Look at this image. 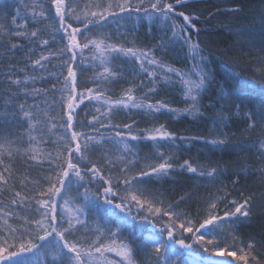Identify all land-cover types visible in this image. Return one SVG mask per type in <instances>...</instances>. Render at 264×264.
Instances as JSON below:
<instances>
[{
    "label": "snow or ice",
    "instance_id": "6c2138e0",
    "mask_svg": "<svg viewBox=\"0 0 264 264\" xmlns=\"http://www.w3.org/2000/svg\"><path fill=\"white\" fill-rule=\"evenodd\" d=\"M184 2L185 0H173V2L148 0L145 4V0H136L133 4L132 0H108L106 6L94 5L98 9L103 8L102 11H89L86 7L80 13L73 0H50L48 9H45L44 4L41 3L38 5L40 8L38 12L32 6L29 13L21 15L18 11L17 15L12 17L14 27L23 30L7 32L0 25V48L6 50L5 55L11 53L14 58L16 51L23 52L24 49L29 53L24 56L27 61L24 67L19 68L16 64L10 63L7 71L3 72L0 78V85H7L0 90V100H2L0 108L3 109L0 111V262L2 264H37L33 258L34 250L35 253H39L49 246L53 248L50 264H137L135 260L137 250L148 249L155 257L154 264H176L171 257L177 254L169 240L185 248L191 245L185 244L183 238L177 240L174 233H179L181 237L183 233H192L191 238L195 245L205 250L207 246H211L215 250V255H223L224 250L214 241L225 234L226 223L239 222L242 218L249 217L251 196L245 197L242 201L227 200L230 193L222 188L217 189V193L223 191L224 194L215 196L209 194L203 216L198 212V221H193L187 218L186 213L174 211L172 205H168L167 208L157 206L163 204V200L158 198L160 194L146 187L144 183L146 178H163L175 168L184 169L198 178L209 180H216L227 174L228 169L218 164L212 166L194 163L187 159L180 163L178 156L173 153L166 154L161 150L163 144L177 147L178 139L190 143L193 139L206 140V138L178 137L175 133L167 131L164 124L151 130H144L147 135L143 138L155 143V155L158 161L146 164L144 169L133 174L132 170L139 161L128 141L129 138L133 141L141 140L142 136L133 135L135 121L122 126L112 123L114 109L119 108L144 110L150 114L167 112L178 116L181 112H187L194 117L203 116L201 98L209 91L208 85L212 77L206 70L207 60L201 55L202 49L199 43L188 31L191 28L199 32L196 24L193 23V17L176 10ZM4 6L0 3V7ZM49 11H52L53 15L50 16ZM230 11L239 12L241 9L235 7ZM141 12L149 22L155 19L170 22L172 38L186 45L189 55L195 61L191 71L179 70L160 62L155 57L153 49L145 50L125 47L124 43H113L111 35L106 33L90 35V26L100 28L107 25L110 20L116 21L118 17L132 18L131 15L120 16V14ZM26 16H30L32 23L39 26L29 29V18ZM173 17H181L184 23L177 24ZM17 18L21 23H16ZM135 18L140 19L139 15ZM50 20H55V24L47 23ZM73 23L80 24L82 29L73 27ZM45 28L50 31H44ZM58 34L61 41L66 40L63 46L56 51H45L44 49L50 48L49 41L55 42ZM5 35L7 40L2 38ZM21 39L25 43H21ZM38 49L39 57L33 59L32 56ZM85 50L90 52L93 66L100 70L90 77L93 87L78 90L77 58H80V63L87 62L84 57ZM65 54L67 59L64 58ZM121 56L138 62L141 72L149 76V83L153 87L143 90L144 81H140L123 89L118 99L107 96L108 89L104 86L123 78L121 72L111 66L114 59ZM51 59L60 61L58 72L49 70ZM149 68L159 69L161 73H165L161 77L165 83L171 82L170 76L176 77L182 86L183 99L187 105L185 108H172L163 101L157 100L153 103L149 99L150 94L156 92L157 84V71H150ZM257 71L264 72L262 69ZM21 73L23 75H20ZM193 73L195 79H192ZM46 76L54 77L57 81L63 77L60 87L58 88L55 83L51 85V89L35 87L36 82L44 81ZM248 83L254 90L256 80H250ZM260 84L264 86V80H261ZM137 90H142L139 97L134 95ZM50 91L59 92V99H47ZM30 97L33 98L32 103H28ZM36 97H45V99L37 102ZM246 99L234 96L223 88L220 89L215 103H210L207 107L215 108L216 104L220 105L214 122L221 126V131L214 139L206 142L216 148L227 146L229 133L223 132L222 128L227 125L231 115L239 116L243 112L246 122L244 132H251L257 127L261 130L257 151L261 160L259 171L264 172V89L258 104L250 99L245 103ZM85 101L96 102L105 110L96 108L97 114L92 116L91 121H81L78 119L76 109ZM225 108L229 109V114H225L223 111ZM15 128L24 130L16 133ZM53 129L57 131L53 132ZM102 129L104 132L101 131ZM105 132L108 134L105 135ZM53 135L56 136L53 148L46 149L44 144ZM105 144L115 146V152L103 148ZM121 145L122 148L119 147ZM236 146L241 151L246 147L242 144ZM98 149L101 150L100 156L96 160L91 159L90 156ZM17 162L19 166L14 167ZM45 164H47L46 169H44ZM37 168L44 169L48 175L41 176L40 179H30L29 171ZM246 174V168L232 172L231 175L234 177L232 184L239 183L241 176ZM92 185L102 187L103 191L93 192ZM81 187L84 189L81 194L83 206L76 204V198L70 195L73 191L78 192ZM92 196L102 197L106 204H112L114 198H119L121 203L116 204L115 207L121 211L131 214L135 208L137 213L141 210L146 213L137 216L140 220H148L149 216L167 217L164 230L167 231L169 240H160L158 236L148 240L140 239L134 248L135 240L126 242L119 238L122 223L120 219L116 221L110 219L106 222V227H101L99 223L90 227L88 221L82 217L87 215L85 207ZM183 199L182 197L181 200ZM59 201L63 202V215L57 211ZM70 203L74 207H69ZM221 203L225 205L223 215L219 214ZM10 220H15L16 224L13 225ZM177 221L180 222L177 224ZM159 235L162 236L163 232ZM12 248L16 250L11 251ZM254 248L255 243L250 242L247 249L243 246L239 247L241 253L239 256L236 251H229L228 256L235 257V260H230L228 264H238V262L249 264V257L252 264H264L254 254ZM113 253L120 259H108L106 254ZM39 264H45V261L41 260ZM208 264H216L211 259V253Z\"/></svg>",
    "mask_w": 264,
    "mask_h": 264
},
{
    "label": "trees",
    "instance_id": "16d2710c",
    "mask_svg": "<svg viewBox=\"0 0 264 264\" xmlns=\"http://www.w3.org/2000/svg\"><path fill=\"white\" fill-rule=\"evenodd\" d=\"M73 2L77 6V11L82 13L86 7L89 11H102L103 8L98 9L94 5L101 4L106 6L108 0H73ZM169 2H173V0H169ZM0 3L5 5L4 7H0V25L7 32H12L23 30L16 29L12 24V17L16 16L18 11L21 15H25L29 13L30 7L34 6L38 12L40 11L38 5L41 3L44 4L45 9H48L50 0H0ZM132 3L135 4L136 0H132ZM147 3L148 0H145V4ZM235 7H239L241 11H230V9ZM176 10L177 12L183 11L193 17V23L196 24L199 32L197 33L196 30L191 28L188 31L193 36V39L199 43L202 49L201 55L206 57L207 60L205 64L206 70L212 77L208 85L209 91L201 98L203 116L194 117L187 112H181L177 116L167 112L150 114L144 110L114 109L112 116L113 124L122 126L125 123L135 121L133 135L142 136L141 140L133 141L129 138L128 141L130 147L136 152L139 161L132 170L133 174L144 169L146 164L158 161L155 155V143L143 138L144 135H147L144 130H151L160 124H164L167 131L175 133L178 137H205L206 140L214 139L216 134L221 131V126H218L214 122L216 114L220 110V105L216 104L215 108L207 107V105L215 103L220 89L223 88L230 91L234 96L247 98L245 103H248L250 99L253 103L257 104L261 98L262 89H264V86L260 84V81L264 80V72L257 71V69L264 70V0H185ZM49 15H53V12L49 11ZM127 15H131L132 18L120 19L118 17L116 21L110 20L107 25L100 28L90 26V35L106 33L111 35L113 43H124L125 47H136L145 50L153 49L155 57L160 62L179 70L191 71L195 61L189 55L188 47L181 41L172 38L170 22H163L159 19L149 22L143 12L139 14H120V16ZM137 15L140 17L139 20L135 18ZM26 18H29V29L39 26L32 23L30 16H26ZM173 19L176 20L177 24L184 23L181 17H173ZM69 22L72 23L71 20ZM16 23H21V20L17 18ZM47 23L55 24V20H50ZM73 27H81L82 29V26L78 23H73ZM44 31H50V29L45 28ZM41 34L43 35V33ZM2 38L7 40L6 35ZM78 39L82 38L78 37ZM20 42L25 43L23 39ZM65 42L66 40H60L58 34L57 40L55 42L50 40V48L44 50L56 51ZM5 51V49L0 48V78H2V73L7 71L10 63L16 64L19 68L24 67L27 63L24 56L29 54L27 49H24L23 52L16 51L14 58H12V54L8 53L5 55ZM39 52V49L36 50L32 58H38ZM84 57L87 60L85 63H80V58H77V64L79 65L76 67L78 90L93 87L90 77L93 76L94 72L100 70L93 66L91 54L88 50H85ZM64 58L67 59V54H65ZM59 63L60 61L57 59H51L49 70L51 72H58ZM111 66L114 67V70L121 72L123 78L104 86L108 89L107 96L118 99L123 89L132 84H138L140 81H144L143 90L153 87L149 83V76L141 72L138 62H135L132 58L121 56L114 59ZM145 67H148V65H145ZM149 70L157 71L156 92L150 94L149 99L153 103L157 100L163 101L168 103L172 108H185L187 105L183 99L182 86L176 77L170 76L171 82L165 83L161 79L165 73H161L159 69L149 68ZM20 75L23 74L21 73ZM195 78L196 76L193 73L192 79ZM253 79L257 82L254 90L249 87L248 83ZM62 81L63 77H60V80L57 81L54 77L49 78L46 76L44 81H37L35 87L51 89V85L55 83L59 88ZM6 87V84L0 85V90ZM141 94L142 90H137L134 93L137 97ZM59 96V92L52 93L50 91L46 98L58 100ZM42 99H45V97L35 98L37 102ZM32 102L33 98L30 97L28 103ZM0 104H2V100H0ZM96 108H101V111L105 110L96 102L89 103L85 101L84 104L76 109L78 119L81 121H91L92 116L97 114L95 112ZM0 111H3V109L0 108ZM223 111L225 114H229L228 108H225ZM52 114L54 115L55 112ZM105 122L107 123V121ZM245 127L246 122L243 118V112H241L239 116L231 115L227 125L222 128L223 132L229 133V144L227 146L216 148L209 145L206 140L198 139H193L190 143L187 140L182 142L178 139L176 141L177 147L174 148L168 144L161 146V150L166 154L173 153L178 156L180 163L187 159L194 163L199 162L212 166L218 164L228 169L227 174L218 177L216 180H209L198 178L184 169L175 168L169 175L163 178H146L144 183L146 187L160 194L158 198L163 200V204L157 206L167 208L168 205H172L174 211L186 213L187 218L193 221H198V212L203 216V209L207 206L209 194L213 196L224 194L223 191L217 193V189L222 188L230 193L227 200L236 199L242 201L245 197L251 196L249 217L247 219L242 218L239 222L226 223L224 226L225 234L214 241V243L218 244L224 252L236 251L237 255L241 254L238 250L240 246L247 249L248 243H255L253 252L261 262H264V172L259 171L261 160L257 151L261 130L257 127L253 131L246 133L244 132ZM23 130V128L14 129L16 133ZM56 131L57 129H53V132ZM101 131L104 132L103 129ZM107 134L105 132V135ZM55 140L56 136H51L45 142L44 147L51 150L53 148V141ZM240 144L246 146L243 151L239 150L236 146ZM252 145H255V147H252ZM119 147L122 148V145ZM103 148L115 152V146L112 144H105ZM100 154L101 150L98 149L90 158L96 160ZM15 166H19V162ZM46 168L47 164L44 165V169ZM240 168H246L247 174L242 175L239 183L233 185L232 179L234 177L231 174ZM44 169L37 168L30 170V179H40L41 176L48 175ZM118 171L117 169V173ZM41 183H43L42 180ZM17 190L20 189L17 188ZM92 190L93 192H102L103 188L92 185ZM83 191L84 189L81 187L78 192L73 191L70 193L72 197L76 198L75 203L82 206L84 203L81 195ZM182 197L184 198L183 200H181ZM119 203H121L119 198H114L112 204H106L102 197L92 196L87 207H85L87 215L86 217H82V219H86L90 227L95 226L97 223L101 227H106V222L110 219L112 221L122 220L119 238L126 242L135 240L133 244L134 248H136V244L139 243L140 239L148 240L158 236L160 240H169L167 231L164 230V223L168 219L167 217L149 216L148 220H140L137 219V216L145 215L146 213L143 210L137 213L134 208L133 212L128 214L115 207ZM69 207H74V205L70 203ZM224 207L223 203L219 205L220 215H223ZM62 208L63 202L59 201L57 211L60 215H63ZM9 222L13 225L16 224L15 220H10ZM179 222L177 221V224ZM196 226L198 227V222ZM161 232H163L162 236L159 235ZM174 236L177 240L183 238L185 244L191 245L192 250L191 254L182 248L180 249L175 242L169 240L170 245L175 249L176 254L178 253L177 256H179V259H177V256L171 257L176 264H184L183 260L186 261V264H208L210 253L211 259L216 264H228L226 262H218L212 257L215 250L211 246H207V250H205L195 245L191 238L192 233H183L182 237L179 233H174ZM206 239H211V237H206ZM10 250L15 251L16 249L12 248ZM150 252V249L146 251L137 250L135 255L137 264H154L155 257ZM52 253L53 248L49 246L39 253H35L34 250L33 258L37 261V264L41 260L45 261V264H50ZM238 264H243V262H238ZM249 264H252L251 257H249Z\"/></svg>",
    "mask_w": 264,
    "mask_h": 264
},
{
    "label": "rangeland",
    "instance_id": "374dc122",
    "mask_svg": "<svg viewBox=\"0 0 264 264\" xmlns=\"http://www.w3.org/2000/svg\"><path fill=\"white\" fill-rule=\"evenodd\" d=\"M176 244L180 247V249L182 248L184 251H187V252L192 254L191 247L185 248L178 243H176ZM106 255L108 256V259H120L114 253L113 254H106ZM177 255H178V253H177ZM237 256H239V255H237ZM177 257H179V256H177ZM212 257H214V259H216L218 262H222V263H224V262L228 263L230 260H235V257L228 256V252H223V255H215V251H214ZM183 263L186 264V261L183 260Z\"/></svg>",
    "mask_w": 264,
    "mask_h": 264
}]
</instances>
